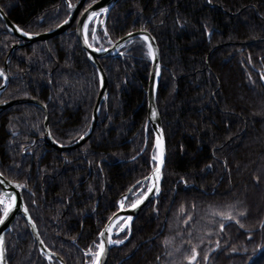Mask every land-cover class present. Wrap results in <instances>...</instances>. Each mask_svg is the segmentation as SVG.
<instances>
[{
	"label": "trees",
	"instance_id": "16d2710c",
	"mask_svg": "<svg viewBox=\"0 0 264 264\" xmlns=\"http://www.w3.org/2000/svg\"><path fill=\"white\" fill-rule=\"evenodd\" d=\"M0 8L31 33L69 13L63 0H0ZM74 24L10 52L0 93V101L45 103L50 134L62 144L85 131L98 93ZM141 26L154 37L162 65L155 97L165 141L162 181L105 264H190L193 249L191 264H264V0H117L98 29L110 41ZM18 40L0 18V67ZM120 51L99 58L107 97L81 145L59 151L43 142L44 114L36 105L0 111V172L24 183L42 241L65 264L88 262L120 195L154 165L149 127L143 148L147 49L134 37ZM192 208L200 213L182 226ZM4 247L8 264H59L37 250L21 217Z\"/></svg>",
	"mask_w": 264,
	"mask_h": 264
},
{
	"label": "water",
	"instance_id": "95a60500",
	"mask_svg": "<svg viewBox=\"0 0 264 264\" xmlns=\"http://www.w3.org/2000/svg\"><path fill=\"white\" fill-rule=\"evenodd\" d=\"M69 9V13L66 16L65 19H63L60 23L57 25L44 30V31H39V32H26L23 30L24 33H28V35L22 34L21 31H16V28H20L18 25H16L13 21H11L7 15L4 13V11L0 8V18L4 22L5 29L10 32L11 34L15 35L19 40L16 42H13L11 46L9 47V50L6 54L5 60H4V65L0 67V75L1 77V83H0V93L2 90L5 88L6 83L9 79V75L7 72V67L6 63L8 60V55L10 52H12L15 48L22 46L24 44H29L33 41L36 40H46L47 38L64 32L68 29V27L72 24L73 21H75L74 24V31L76 38L82 47L86 58L90 61V63L95 67L96 72H97V77H98V93L97 97L95 99L92 111H91V118L90 122L85 129V131L77 137L74 141L70 143H58L56 142L53 137L50 134L49 128H48V113L45 107V103L39 101L38 99L34 97H16V98H11V99H5L0 101V111H2L4 108L8 107L9 105L15 104V103H29L38 106L39 108L42 109L44 118H43V135H42V140L46 144L56 148L59 151H66L73 149L79 145H81L86 139L89 137L91 134L94 126L98 122V116H99V107L100 103L102 100H106L107 97V92H108V82H107V77L105 74V71L102 67V65L99 62V58L106 57V56H120L122 53L119 50L121 46H123L127 41L134 37H147L148 41L146 42L144 39L143 41L146 44L147 50H148V55H149V48L148 45H151V48L154 50V56L149 55V70H148V75H147V85L145 88V95H146V116H145V122H144V129H145V141L143 148L146 144V137H147V127L150 128V131L152 133V138H153V146L152 148L154 149V155L152 156V159L154 156L157 157L156 160H154V165L151 168V170L144 175L143 177L137 179L134 183H132L121 195L120 199L125 201V197L129 195V193L132 191V189L139 183H145L146 188L145 190L131 203L128 205H123V207L118 206L116 210L112 214H110L107 219L105 220L104 224L98 231V243L97 245L100 244L101 239L104 241V246H105V251L102 257L100 258L99 264H105L108 256V251L109 248L112 245L116 244H111L109 245L107 243L109 235L111 236V239L115 241L113 238L114 235L118 234L121 231V227L123 225H127L124 227V229H127V234L125 235L124 238L120 239L125 241L130 234V227H131V222L135 218V216L138 214V212L143 208V206L148 203L152 198H154L159 192H160V185L162 181V168L164 165V160H165V141H164V135H163V130H162V125H161V120L159 116V112L157 109L156 105V89H157V84H158V77L161 71V63L159 61V50L158 46L156 44V41L152 34L144 28H137L133 30H129L122 35L118 36L115 38L109 45L107 46H95L92 43L88 41V43L91 45V47H88L85 45V35L83 32V26H82V21L87 18V13H85V9L89 8V5H91V10H96L99 11L101 7L111 9L113 5L116 3L117 0H92L89 4H87L85 7L82 8L83 3L85 0H76L73 3L70 2L69 0H63ZM69 4H71L73 7L70 9ZM109 12V11H108ZM108 12L101 13V15L94 19V25H96V21L100 20L103 21L105 16L108 14ZM81 13H85V15H81ZM65 20H68V23H64ZM103 23H100V27L103 26ZM21 29V28H20ZM129 33H131V36H129ZM99 49V51H93L92 49ZM91 57V59L89 58ZM153 112H155V116H153ZM83 137V139H81ZM159 140L160 144L159 146L157 145V141ZM143 150V149H141ZM162 153V154H161ZM159 167L160 168V179L158 181H153L151 178L154 175L155 169ZM0 180H3L4 183L0 184V199H5L7 200L8 198L5 196V194H10L11 196H15L17 198L16 204L17 207L14 208L12 213L4 220L3 223H0V237H2L3 243L0 245L3 249V259L0 261V264H8L6 260V252H5V247H4V238L5 234L11 230L12 223L17 217H21L23 221L25 222L28 232L31 236V238L34 240L37 246V250L42 253L47 261H51L52 259H56L59 264H65L64 260L60 255H58L56 252L50 250L42 241L36 224L34 220L31 218L27 206L25 205L23 198H22V189L23 187H16L18 185H22L21 183L17 181H13L6 176H4L0 172ZM139 182V183H138ZM155 183L159 191H153L147 195L146 198H142V194L148 191V187ZM131 190V191H130ZM140 188H137V192H139ZM142 199V203H140L135 209L131 208V204L134 203L136 200ZM27 209V214L23 211V209ZM2 216V212L1 215ZM127 217H131L132 219L130 221L126 220ZM107 228L111 229V232L109 233L106 231ZM123 229V230H124ZM105 232V235L103 237H100V233ZM98 251V247L96 248V252ZM95 252V253H96ZM95 261V256L93 260L91 261L90 264H94Z\"/></svg>",
	"mask_w": 264,
	"mask_h": 264
},
{
	"label": "snow or ice",
	"instance_id": "6c2138e0",
	"mask_svg": "<svg viewBox=\"0 0 264 264\" xmlns=\"http://www.w3.org/2000/svg\"><path fill=\"white\" fill-rule=\"evenodd\" d=\"M95 2V0H94ZM69 8L71 9L73 6L71 4L68 5ZM91 5H89V8L88 9H85V13H87V18L85 20H83L81 23H82V26H83V32H84V35H85V45L88 46V47H91V45L88 43V31H89V24L90 22L93 20V19H96L98 18L101 13H107L109 11V9L107 8H103L101 7L99 9V11H96V10H91ZM85 13H81V15H85ZM64 23H68V20H65ZM97 23H103V21H99L97 20ZM16 31H21L22 34L24 35H28V33H24L22 29L20 28H16L15 29ZM91 32H92V38L95 39V33H96V29L95 28H92L91 29ZM107 34V33H105ZM129 36H131V33H129ZM142 39H144L146 42L148 41V38L147 37H142ZM148 48H149V55L150 56H154V50L151 48V45L149 44L148 45ZM93 51H99V49H95L93 48L92 49ZM91 59V57H89ZM0 75H2V73H0ZM153 116H155V112H153ZM81 139H83V137H81ZM160 142L159 140L157 141V145L159 146ZM162 154V153H161ZM154 160L157 159L156 156L153 157ZM160 168L157 167L154 171V175L153 177L151 178L153 181H158L160 179ZM4 183L3 180H0V184ZM139 183V182H138ZM16 187H23V185H18ZM153 189H155V191H159V188L158 186L153 183L152 185H150L148 187V191L143 193L142 194V198H146L147 195L149 193H151L153 191ZM131 191V190H130ZM5 196L8 198L7 200L5 199H0V206H3L2 207V216H0V223H3L4 220L10 215V213H12V211L14 210V208L17 207V204H16V200L17 198L15 196H11L10 194H5ZM124 199H127V197H125ZM120 205L121 207H123L124 205V200H121L120 202ZM140 203H142V199H138L136 200L134 203L131 204V208L132 209H135ZM23 211L25 212V214H27V209L24 208ZM241 215H243V213H241ZM132 218L131 217H127L126 220L130 221ZM127 225H123L121 227V230L124 229V227H126ZM223 228V225L221 226ZM106 231H108L109 233L111 232V229L110 228H107ZM105 235V232H101L100 233V237H103ZM3 243V240H2V237H0V245H2ZM107 243L109 245L111 244H120V243H123V240H112L111 239V236L109 235V238H108V241ZM98 247V251L95 253V261H94V264H99V261H100V258L102 257V255L104 254V251H105V246H104V241L101 239L100 241V244L97 245ZM196 258V250L193 249V255H192V258L190 260V264H191V261H194ZM3 259V249L2 247H0V261H2Z\"/></svg>",
	"mask_w": 264,
	"mask_h": 264
},
{
	"label": "rangeland",
	"instance_id": "374dc122",
	"mask_svg": "<svg viewBox=\"0 0 264 264\" xmlns=\"http://www.w3.org/2000/svg\"><path fill=\"white\" fill-rule=\"evenodd\" d=\"M122 19L124 18V16H120ZM100 21V20H99ZM91 23V29L92 28H95L96 29V33H95V39L92 38V32L90 31L89 34H88V40L95 46H99V47H102V46H105L107 44H109V40L107 39V37L104 35L105 33H100L99 32V29L98 28H103V27H100V23H97L96 21V25H94V19L90 22ZM147 49V48H146ZM146 54L148 55V50L146 51ZM149 57V55H148ZM154 155V149L152 148V151L150 152V158L151 160L154 162V160L152 159V156ZM58 179L60 180V177H58ZM57 179V180H58ZM22 185H23V189H26L24 183L20 182ZM138 188H140L139 192H137L136 190H133L131 191L130 193L132 194V197L129 201H127V203H125L124 201V205H128L129 203H131L133 200H135L146 188V184L143 183L142 185H140ZM22 194V193H21ZM23 198V197H22ZM24 201V200H23ZM25 203V202H24ZM2 207L3 206H0V215H1V212H2ZM184 209V208H183ZM193 209V208H192ZM198 213H200V209L198 210L197 208H194L193 211H192V215L189 217V216H186L182 222V226H186V222H188L187 220H190L192 219V217L196 216ZM194 225H198L196 222L193 223ZM178 236V235H176ZM117 240V239H116ZM173 240V238L170 239V242ZM95 252H96V249L94 251H89V254H91L90 256V259L88 260V262L86 264H90L91 261L93 260L94 256H95ZM192 255H193V252L190 254V255H187V259L190 261L191 258H192ZM197 258V256H196ZM195 258V260H196ZM194 260V261H195ZM193 262V261H191Z\"/></svg>",
	"mask_w": 264,
	"mask_h": 264
},
{
	"label": "bare ground",
	"instance_id": "6f19581e",
	"mask_svg": "<svg viewBox=\"0 0 264 264\" xmlns=\"http://www.w3.org/2000/svg\"><path fill=\"white\" fill-rule=\"evenodd\" d=\"M120 201H121V199L119 198V200H118V202H117V205H118V206H120V203H119ZM124 206H125V205H124Z\"/></svg>",
	"mask_w": 264,
	"mask_h": 264
},
{
	"label": "flooded vegetation",
	"instance_id": "af4514ba",
	"mask_svg": "<svg viewBox=\"0 0 264 264\" xmlns=\"http://www.w3.org/2000/svg\"><path fill=\"white\" fill-rule=\"evenodd\" d=\"M106 17V16H105ZM105 20V19H104ZM104 24V23H103ZM139 28H144L143 26H141V27H139ZM137 29V28H136ZM144 29H146V28H144ZM108 39V38H107ZM109 40V39H108ZM121 49V48H120Z\"/></svg>",
	"mask_w": 264,
	"mask_h": 264
}]
</instances>
